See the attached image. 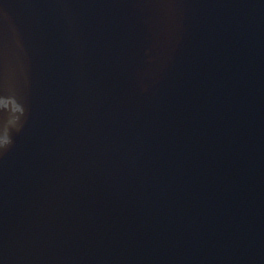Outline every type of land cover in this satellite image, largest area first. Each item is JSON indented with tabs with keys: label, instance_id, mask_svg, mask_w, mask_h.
I'll return each mask as SVG.
<instances>
[{
	"label": "water",
	"instance_id": "obj_1",
	"mask_svg": "<svg viewBox=\"0 0 264 264\" xmlns=\"http://www.w3.org/2000/svg\"><path fill=\"white\" fill-rule=\"evenodd\" d=\"M10 114L0 264H264V0H0Z\"/></svg>",
	"mask_w": 264,
	"mask_h": 264
},
{
	"label": "clouds",
	"instance_id": "obj_2",
	"mask_svg": "<svg viewBox=\"0 0 264 264\" xmlns=\"http://www.w3.org/2000/svg\"><path fill=\"white\" fill-rule=\"evenodd\" d=\"M13 103H14V107L12 108V111L13 112L18 111L20 113V115H23L24 109L22 107H20L19 104L15 103V101H13ZM13 119H19V117H12L10 114L9 118L7 119V122L5 123V125L3 127L4 136L2 138H0V148H6L12 142L11 138H10V134H9L8 125L13 121Z\"/></svg>",
	"mask_w": 264,
	"mask_h": 264
}]
</instances>
